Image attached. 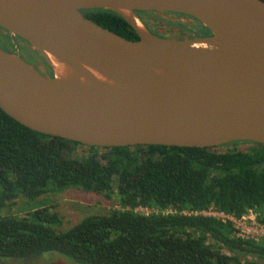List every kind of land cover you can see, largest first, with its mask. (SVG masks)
Wrapping results in <instances>:
<instances>
[{
    "label": "water",
    "instance_id": "1",
    "mask_svg": "<svg viewBox=\"0 0 264 264\" xmlns=\"http://www.w3.org/2000/svg\"><path fill=\"white\" fill-rule=\"evenodd\" d=\"M84 8L117 12L140 38ZM138 11L189 15L211 34L161 36ZM0 27L53 70L0 47V107L36 131L98 147L264 144V0H0Z\"/></svg>",
    "mask_w": 264,
    "mask_h": 264
},
{
    "label": "trees",
    "instance_id": "2",
    "mask_svg": "<svg viewBox=\"0 0 264 264\" xmlns=\"http://www.w3.org/2000/svg\"><path fill=\"white\" fill-rule=\"evenodd\" d=\"M81 11L128 39L140 38L115 11ZM147 13L155 12L138 11L143 21ZM194 19L196 36L211 34ZM245 142L252 144L248 150L98 147L36 131L0 107V258L57 252L78 264H264V239H242L231 222L182 213L215 207L241 216L254 209L264 223V144ZM68 188L108 197L116 191L120 204L131 208L90 214L69 228L62 227V217L50 206H33L24 215L2 213L20 197L30 207V200ZM140 205L160 212L133 209ZM170 207L177 212H162ZM248 255L255 258H243Z\"/></svg>",
    "mask_w": 264,
    "mask_h": 264
},
{
    "label": "rangeland",
    "instance_id": "3",
    "mask_svg": "<svg viewBox=\"0 0 264 264\" xmlns=\"http://www.w3.org/2000/svg\"><path fill=\"white\" fill-rule=\"evenodd\" d=\"M143 17L145 19L144 24L151 31L161 36L178 39L197 37L196 34L199 23L192 16L172 12H155L144 14ZM177 23H182V25L189 27L185 29L183 26ZM5 35H7V31L0 27L1 42L6 45H2L4 46L2 48H11L12 51H16L18 54H20V52H23L24 54L27 53L32 58V62L39 65L38 67L42 72L46 74H52L53 70L50 65L37 52H34L35 50L24 39L19 38L18 36H12L11 34L9 35L10 38ZM19 40H21V43ZM36 61H38V63ZM218 146V148L221 150L234 148L235 146H237L239 149L248 150L251 148L252 144L242 141L236 145L226 144ZM78 152H74V155L80 156L81 153ZM30 201H32V204H30L31 206L28 207L26 200L23 197H20L12 206L6 207L2 213L24 215L25 212L33 206H50L52 207V210L57 211L62 217V227L69 228L87 215L107 213L111 209H121L122 207L116 191L113 193L112 197H108L105 194L86 191L79 188H68L60 192L47 193L41 196L39 199ZM224 251L229 252L227 249H224ZM243 258L252 259L255 257L248 255L243 256ZM0 264L78 263L57 252H46L33 258H0Z\"/></svg>",
    "mask_w": 264,
    "mask_h": 264
},
{
    "label": "built area",
    "instance_id": "4",
    "mask_svg": "<svg viewBox=\"0 0 264 264\" xmlns=\"http://www.w3.org/2000/svg\"><path fill=\"white\" fill-rule=\"evenodd\" d=\"M123 207V206H122ZM121 209H130V206ZM135 211L145 214L159 213L160 210L147 206H136L133 208ZM164 214L176 213V208L170 207L162 211ZM185 214H201L206 216L215 217L223 222H231L235 228L237 237L242 239H250L261 241L264 239V223L258 220V213L254 209H248L243 215L237 216L236 214L220 210L215 207H209L202 210H189L182 211Z\"/></svg>",
    "mask_w": 264,
    "mask_h": 264
},
{
    "label": "flooded vegetation",
    "instance_id": "5",
    "mask_svg": "<svg viewBox=\"0 0 264 264\" xmlns=\"http://www.w3.org/2000/svg\"><path fill=\"white\" fill-rule=\"evenodd\" d=\"M19 42L21 43V40H19ZM20 54H21V56H23L26 60H28L30 63H32L37 69H39V65L38 64H36V63H33L32 62V58L26 53V54H24L23 52H20ZM37 63H38V61H36ZM40 70V69H39ZM41 71V70H40Z\"/></svg>",
    "mask_w": 264,
    "mask_h": 264
},
{
    "label": "bare ground",
    "instance_id": "6",
    "mask_svg": "<svg viewBox=\"0 0 264 264\" xmlns=\"http://www.w3.org/2000/svg\"><path fill=\"white\" fill-rule=\"evenodd\" d=\"M52 60H53V58H52ZM53 61H55V60H53Z\"/></svg>",
    "mask_w": 264,
    "mask_h": 264
}]
</instances>
